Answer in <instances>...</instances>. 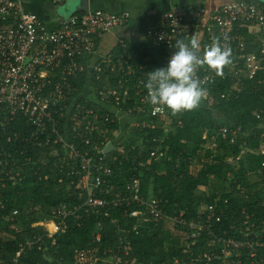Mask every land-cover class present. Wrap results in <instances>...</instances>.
<instances>
[{"label": "built area", "instance_id": "obj_1", "mask_svg": "<svg viewBox=\"0 0 264 264\" xmlns=\"http://www.w3.org/2000/svg\"><path fill=\"white\" fill-rule=\"evenodd\" d=\"M51 1L60 4L63 0ZM203 14L200 8L194 18L182 11H164L156 26L145 29V39L153 46L164 48L162 57L165 66L175 51V42L180 39L187 41L192 35L199 38L202 49L216 37L221 38L222 45H229L233 62L224 69L222 77L206 67L197 70V77L203 81V98L209 103L216 100L211 91L217 77L230 82L228 93L219 94L221 99L236 95L248 80L264 83V5L254 0H231L220 5L205 19ZM129 19L128 11L94 9L71 13L50 29L41 17L25 9L23 0H0V113L6 114L2 121L7 123L21 114L29 125L27 133L21 136L22 140L37 146L56 145L53 154L66 161L69 167L66 175L73 185L72 194L80 199L79 203L65 202L53 209L57 220L52 218L39 224L44 225L47 236L53 238L58 231L65 229L69 216L79 212L108 216L110 207L135 205L129 215L137 218V224L131 228H120L119 240L122 243L127 240L128 232H138V222L150 217L155 222L170 221L185 230L183 251L190 253L189 264H212L214 261L217 264H264V218L254 217L247 205L240 209L237 216L231 217L228 228H219L228 203V199L222 198L219 193L211 202L199 203L189 216L186 208L171 205L168 199L143 196L138 178L129 181L124 189L106 195L109 190L103 185L111 175V168L107 165L103 148L109 141L105 133L112 131L105 125L110 112L118 120L120 116L117 112L130 115L134 106L141 111L148 109L152 116L166 113L165 108L146 101L144 84L147 76L136 71L128 56L120 55L111 61L114 57L112 51L96 52L97 39L108 30L125 26ZM250 34L255 39L250 40ZM120 45L126 47L124 40L120 41ZM102 63L111 70L119 71L117 85L97 90L90 88L92 95H71L74 89L71 78L86 67L99 72ZM139 70L145 72L142 65ZM131 81L132 93L129 87ZM88 99L94 105L89 106L83 101ZM130 101L134 102L133 107L120 109ZM100 107L108 111L103 119L98 116ZM262 114L264 108L255 112V116L262 120L257 146L238 139L242 131L240 126L220 127L219 132L228 136V143H238L239 148L238 154L226 157L223 165L237 167L246 152L255 148L264 155ZM59 144L61 148H57ZM150 156L153 157L154 152ZM3 164L0 160L1 167ZM229 172L225 173L229 175ZM244 176L257 183L256 190L261 196L259 205L264 209V159L246 171ZM237 186L245 192L240 184ZM199 188L205 189L203 185ZM204 235L206 238L202 239ZM93 239L99 242L100 233H95ZM195 247L199 249L197 253L193 252ZM21 251L22 248L16 252L11 264H17ZM121 251L123 254L115 253L112 258H101L97 247L78 248L73 253V264H139L130 257L127 244L122 246Z\"/></svg>", "mask_w": 264, "mask_h": 264}, {"label": "trees", "instance_id": "obj_2", "mask_svg": "<svg viewBox=\"0 0 264 264\" xmlns=\"http://www.w3.org/2000/svg\"><path fill=\"white\" fill-rule=\"evenodd\" d=\"M252 37L248 35L250 40L255 39ZM133 38L123 39L125 48L119 44L112 49L111 61L120 55L128 56L136 71L146 76L149 71L166 67L162 46L148 45L150 41L144 38L135 43ZM147 54L150 61L143 62ZM141 65L145 72L139 70ZM101 66L99 72L87 67L77 72L71 78L74 85L71 95H84L89 87L97 90L116 86L119 71L111 70L104 63ZM229 86L227 79L217 77L211 91L216 99L214 102L203 98L198 108L176 116L167 108L163 116H152L148 109L135 108L133 101L120 107L126 110L134 106L128 122L118 121L110 112L105 125L112 131L105 136L113 142L114 149L105 156L111 168V175L103 185L109 190L106 195L124 189L129 181L138 178L143 196L168 199L171 205L186 208L188 216L199 203L211 202L219 193L228 199L219 228H228L231 217L237 216L244 205L257 219L264 218L257 183L244 176L264 159V155L255 148L246 152L237 167L223 165L226 157L238 154L239 148L238 143L230 145L228 136L219 132L221 126H240L242 131L238 139L258 145L262 120L255 112L264 108V83L248 80L236 95L221 99L219 94H227ZM83 101L94 105L89 99ZM107 112L98 108L99 119ZM5 116L0 113V160L4 163L0 166V264H11L20 248L17 264H73L75 249L97 247L101 258H112L115 253L123 254L121 250L125 244L130 248V257L139 264H189L190 253L183 251L185 230L170 221L143 218L138 222L137 233L130 231L125 242L119 240L120 228L137 224V218L129 215L135 205L110 207L108 216L79 212L66 219L64 230L58 231L53 238L48 237L45 226L39 222L56 219L52 211L62 203L80 202L72 194L73 185L66 175L69 167L66 161L53 154L56 145L37 146L21 139L29 130L25 116L16 115L3 123ZM262 116L264 119V114ZM121 132L116 139V134ZM151 152H154L153 157ZM226 171L231 174L227 175ZM238 184L245 192L238 189ZM202 185L204 190L199 189ZM97 232L100 233L99 242L93 239ZM198 250L195 247L193 252Z\"/></svg>", "mask_w": 264, "mask_h": 264}, {"label": "clouds", "instance_id": "obj_3", "mask_svg": "<svg viewBox=\"0 0 264 264\" xmlns=\"http://www.w3.org/2000/svg\"><path fill=\"white\" fill-rule=\"evenodd\" d=\"M173 47L175 51L166 67L147 72L144 87L148 103L167 108L176 116L198 108L204 97L203 81L197 77V70L206 67L222 77L224 69L233 62V53L229 45L221 44L220 37L203 49L196 35L187 41L177 40Z\"/></svg>", "mask_w": 264, "mask_h": 264}, {"label": "crops", "instance_id": "obj_4", "mask_svg": "<svg viewBox=\"0 0 264 264\" xmlns=\"http://www.w3.org/2000/svg\"><path fill=\"white\" fill-rule=\"evenodd\" d=\"M228 1L231 0H88V10L104 9L110 12L128 11L130 13V19L125 26L103 33L97 41L96 52L98 54L111 52L123 39L130 40L134 37V42L135 40H142L145 29L150 27V21L155 18L156 22L153 26H156L158 24L157 19L160 17L159 14L164 11H182L194 18L200 8L204 11L205 19L220 5ZM254 1L264 5V0ZM77 2L78 0H63L60 4H54L51 0H23L25 9L41 17L50 29L55 28L58 22L67 15L82 11L81 4L79 6ZM259 35L262 34L259 33ZM249 36L253 35L250 34ZM147 55L142 59L143 62L150 61V55ZM88 90L91 93L90 87ZM86 94L89 93L86 91ZM111 110L115 111L113 108ZM117 114L120 116L118 121H123V115H126V120L129 121V114L123 111L117 112Z\"/></svg>", "mask_w": 264, "mask_h": 264}, {"label": "water", "instance_id": "obj_5", "mask_svg": "<svg viewBox=\"0 0 264 264\" xmlns=\"http://www.w3.org/2000/svg\"><path fill=\"white\" fill-rule=\"evenodd\" d=\"M81 10L82 11H88V0H81ZM113 149H114L113 142L112 141H108L106 143L105 147L103 148V153L107 154Z\"/></svg>", "mask_w": 264, "mask_h": 264}, {"label": "rangeland", "instance_id": "obj_6", "mask_svg": "<svg viewBox=\"0 0 264 264\" xmlns=\"http://www.w3.org/2000/svg\"><path fill=\"white\" fill-rule=\"evenodd\" d=\"M66 1H68V0H66ZM66 3V2H65ZM73 3V2H72ZM78 4H79V6H80V4H81V0H78V2H77ZM73 9V8H72ZM160 15V14H159ZM152 18V17H151ZM159 19H160V17H158V19H157V22L159 21ZM156 21H155V18H153L151 21H150V27L151 26H153V24L155 23ZM144 39H145V36L143 37ZM142 39V38H141ZM87 92L89 93V95H92L91 93H90V91L89 90H87ZM126 115H123V121L125 122V121H127L126 119H127V117H125ZM122 134V132L121 133H117L116 134V139L119 137V135H121ZM108 155H109V153H107ZM107 154L105 155V156H107ZM196 169L199 171L200 170V166H198V167H196ZM200 189V188H199ZM171 225V224H170ZM48 226V225H47ZM46 226V227H47ZM171 226H173V225H171ZM171 228V227H170Z\"/></svg>", "mask_w": 264, "mask_h": 264}]
</instances>
